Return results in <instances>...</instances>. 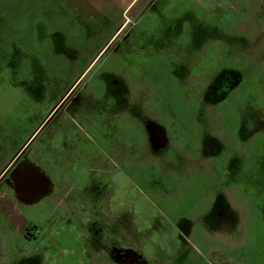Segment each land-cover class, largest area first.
<instances>
[{
    "label": "rangeland",
    "instance_id": "obj_1",
    "mask_svg": "<svg viewBox=\"0 0 264 264\" xmlns=\"http://www.w3.org/2000/svg\"><path fill=\"white\" fill-rule=\"evenodd\" d=\"M137 8L74 66L104 30L53 0H0V139L31 136L22 153L55 183L0 224V264H122L116 248L142 264H264V0ZM123 74L164 148L111 106Z\"/></svg>",
    "mask_w": 264,
    "mask_h": 264
},
{
    "label": "flooded vegetation",
    "instance_id": "obj_2",
    "mask_svg": "<svg viewBox=\"0 0 264 264\" xmlns=\"http://www.w3.org/2000/svg\"><path fill=\"white\" fill-rule=\"evenodd\" d=\"M122 28L123 26L120 28V30ZM104 49L97 51L98 53L97 55L95 54L96 56L94 60ZM138 49L136 48V51ZM136 62L137 60H133V62L131 61V63ZM81 77L82 74L77 77L78 79L74 81L73 84H71L65 95L63 97H60L54 108H56L64 100L68 92L79 82ZM129 81L130 77L126 74H123L119 79H116L115 84H113V90L110 93L111 97H109V100L112 102L111 106H113V104L117 106L116 110L114 111H116V113L119 115L121 121H124V119L127 118L130 121H133L134 124L142 127L144 135L146 136L144 143H147V146L152 151L155 152L157 150H160L168 144L166 129L164 125L161 124L151 112H148L145 107H142V104L140 102V94L131 88L129 84L131 81ZM24 154L25 152H23L18 157L17 161L15 162L13 168L6 178L12 185L17 198L25 201L24 203H27L28 205L49 196L52 191V187L50 180L42 172H39L38 170L33 168V166L28 163L27 157ZM225 219L229 220V217ZM31 228L32 225L29 224L28 226H26V229H24V232L22 234L24 239L28 240L36 237L32 234ZM112 252L114 255L118 256L119 263L142 264L140 255L131 248H116L112 250Z\"/></svg>",
    "mask_w": 264,
    "mask_h": 264
},
{
    "label": "crops",
    "instance_id": "obj_3",
    "mask_svg": "<svg viewBox=\"0 0 264 264\" xmlns=\"http://www.w3.org/2000/svg\"><path fill=\"white\" fill-rule=\"evenodd\" d=\"M149 0H53L55 3L65 5L66 7L73 8L81 16L90 19L95 22L97 27L104 30L107 33V37L104 38L97 46L91 49V53L86 51L81 54H73L72 62L74 66H78L84 61V64H92L97 51L104 49L114 38V36L120 31V28L126 24V22L135 16L138 4L147 3ZM62 46L59 45V48ZM80 57V59H78ZM47 62V59L44 60ZM50 77V76H49ZM78 76H73L72 81H76ZM63 94L60 97H63ZM46 119V118H45ZM44 119V121H45ZM42 122L39 126H41ZM35 129L34 133L39 129ZM31 139H27L23 144L13 145V143L7 138L0 139V211L5 216V219L0 222L1 225L13 223V211L16 206L27 205L25 201L17 198L12 185L7 180V175L13 168L18 157L22 154V150ZM28 163L33 166L39 172H42L51 182L52 191L55 187L54 180L51 175L39 164V161L31 160L27 158ZM36 202V201H35ZM29 203V202H28ZM10 235V234H9Z\"/></svg>",
    "mask_w": 264,
    "mask_h": 264
}]
</instances>
